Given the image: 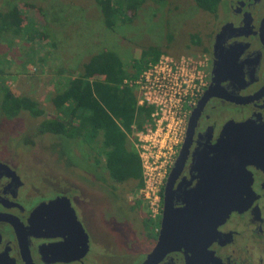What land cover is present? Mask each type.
Wrapping results in <instances>:
<instances>
[{"label":"flooded vegetation","instance_id":"1","mask_svg":"<svg viewBox=\"0 0 264 264\" xmlns=\"http://www.w3.org/2000/svg\"><path fill=\"white\" fill-rule=\"evenodd\" d=\"M209 14L196 53L205 61L206 85L187 117L173 205H186L189 192L206 180L202 175L227 190L233 205L223 221L203 217L202 246L170 251L156 264H264V137L243 136L264 128V0H221ZM243 123L248 125L238 129ZM216 156L218 167L209 171L206 160ZM18 164L0 157V264H122V255L131 254L100 230L115 232L105 224L123 208L117 194L94 196L83 189L87 184L61 176L44 178L47 185L36 189ZM136 199L135 207L141 205ZM68 204L85 237L71 228ZM61 213L66 216L59 221ZM161 218L146 214L141 224L150 248L135 250L136 261L129 257L128 264H143L157 243Z\"/></svg>","mask_w":264,"mask_h":264},{"label":"rangeland","instance_id":"2","mask_svg":"<svg viewBox=\"0 0 264 264\" xmlns=\"http://www.w3.org/2000/svg\"><path fill=\"white\" fill-rule=\"evenodd\" d=\"M13 6L20 9L25 23L19 32L0 30V86L30 96L45 113L34 117L22 112L7 118L0 111V157L19 163L22 176L36 189L47 185L43 184L44 178L61 176L87 184L82 185L83 189L91 190L94 196L103 192L117 194L123 208L115 212V222L108 220L105 224L114 227L115 232L110 234L101 227L100 230L110 242L115 239L120 249L131 254L139 249L148 250L150 245L145 244L146 232L141 224L148 213L138 197L139 188L134 189L135 181L110 178L104 168V152L98 145L86 147L89 145L80 138L72 143H61L59 139L57 143L59 140L53 135L38 133L37 128L48 115L56 113L51 98L67 87L69 79L77 76L95 53H116L131 73L134 61L142 57L145 62L155 61L150 60L149 50L159 51V56L184 54L197 58L201 35L209 30L210 14L194 0H147L132 21L107 28L95 0H0V11ZM1 96L2 92L0 100ZM135 130L133 127L132 133H126L130 148L135 147ZM25 137L32 142L25 141ZM136 197L141 207L134 206ZM131 254L124 253L121 263L128 264L129 257L136 261Z\"/></svg>","mask_w":264,"mask_h":264},{"label":"trees","instance_id":"3","mask_svg":"<svg viewBox=\"0 0 264 264\" xmlns=\"http://www.w3.org/2000/svg\"><path fill=\"white\" fill-rule=\"evenodd\" d=\"M95 1L105 26L113 28L117 23L132 21L147 0ZM220 1L194 0L200 9L208 13L215 12ZM24 19L17 6L0 11V30L19 32L24 27ZM148 53L150 60H156L160 54L151 50ZM142 59L134 61V72L131 73L125 69L116 53L110 50L95 53L83 64L79 74L69 79L67 87L51 98L56 113L48 115L37 128L38 133H49L61 139V143H72L80 138L89 145L86 147L98 145L104 152V168L109 177L118 182L133 180L135 190L143 183L141 160L135 147H129L126 133H132L133 125H136V129L143 128L152 108L137 104L134 88L121 86L125 79L130 80L140 73L148 62ZM0 92V111L7 118L22 112L34 117L45 113L37 101L28 95L16 93L6 85L0 86ZM24 139L32 142L29 138Z\"/></svg>","mask_w":264,"mask_h":264},{"label":"built area","instance_id":"4","mask_svg":"<svg viewBox=\"0 0 264 264\" xmlns=\"http://www.w3.org/2000/svg\"><path fill=\"white\" fill-rule=\"evenodd\" d=\"M123 83L136 90L138 105L152 108L144 129L134 128V146L142 167L138 197L154 220L163 212L162 190L182 144L188 114L206 85L205 61L161 54L134 80Z\"/></svg>","mask_w":264,"mask_h":264},{"label":"water","instance_id":"5","mask_svg":"<svg viewBox=\"0 0 264 264\" xmlns=\"http://www.w3.org/2000/svg\"><path fill=\"white\" fill-rule=\"evenodd\" d=\"M193 116V115H192ZM190 117V123L192 120ZM189 123V126H190ZM248 125L246 123L238 125V129ZM227 129L224 130L223 135H228ZM244 137H264V128L253 129L249 134H244ZM229 138V137H228ZM185 143L177 155V158L169 171L165 184L163 187V212L160 222L159 235L155 247L149 252L143 264H156L160 259L168 252L180 250L181 248H187L190 244L191 249H198L202 246L200 244L201 235L204 232L205 224L203 217L212 216L223 221L231 211L233 205L231 198L226 197L228 191L221 188L219 184L215 182V179L207 180L208 175H202V179H206L200 182L189 193V197L185 199V206L181 208H175L173 205V182L175 174L180 170L185 159ZM256 152V151H255ZM220 158L210 157L206 160V168L211 171L215 167H218ZM223 160V159H222ZM263 160V158H261ZM213 177V176H210ZM218 185L219 189L215 186ZM223 186V185H222ZM68 217L72 223V229L78 230V232L85 237L79 220L76 217L74 210L68 204ZM47 211V209H45ZM65 213L58 214L59 221L62 217H65ZM55 217L52 213L50 218ZM62 235V234H61Z\"/></svg>","mask_w":264,"mask_h":264},{"label":"crops","instance_id":"6","mask_svg":"<svg viewBox=\"0 0 264 264\" xmlns=\"http://www.w3.org/2000/svg\"><path fill=\"white\" fill-rule=\"evenodd\" d=\"M132 127L136 128L135 125H133Z\"/></svg>","mask_w":264,"mask_h":264}]
</instances>
